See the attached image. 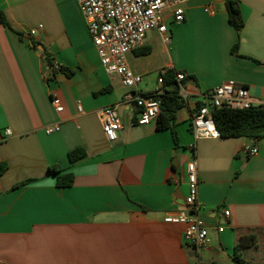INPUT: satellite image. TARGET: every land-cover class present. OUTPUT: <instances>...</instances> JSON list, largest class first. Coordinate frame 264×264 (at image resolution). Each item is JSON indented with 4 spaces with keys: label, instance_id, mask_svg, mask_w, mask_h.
I'll return each mask as SVG.
<instances>
[{
    "label": "crops",
    "instance_id": "0c3cea01",
    "mask_svg": "<svg viewBox=\"0 0 264 264\" xmlns=\"http://www.w3.org/2000/svg\"><path fill=\"white\" fill-rule=\"evenodd\" d=\"M236 1L244 22L239 34L225 0H188L184 21L169 20L167 46L148 32L140 48L149 53L139 56L138 48L126 56L142 78L138 90L151 92L169 69L185 74L184 87L199 102L226 80L262 96L264 0ZM207 6L213 16L203 12ZM0 12L11 26L0 24V264H238L232 256L240 233L256 238L242 258L264 264V139L194 140L190 111L179 107L171 123L175 146L170 129L136 125L135 92L100 66L74 0H0ZM46 56L72 74L46 81ZM108 106H116L122 123L114 142L102 131L100 111ZM53 125L59 130L46 134ZM253 146L257 155L241 154ZM75 149L86 156L70 163ZM191 160L198 215L211 239L197 252L184 244V226L163 222L165 214L187 209ZM50 166L71 174L72 185L58 187Z\"/></svg>",
    "mask_w": 264,
    "mask_h": 264
},
{
    "label": "built area",
    "instance_id": "2783aa9c",
    "mask_svg": "<svg viewBox=\"0 0 264 264\" xmlns=\"http://www.w3.org/2000/svg\"><path fill=\"white\" fill-rule=\"evenodd\" d=\"M188 0H74L85 19L88 32L95 48L100 66L108 76H116L122 87L135 92L134 102L139 109L136 125L146 126L155 122L160 102L158 96L163 92L162 71L156 81V87L148 93L138 90L142 78L135 74L126 63V56L130 52L143 46L146 34L156 31L167 45L171 43L168 24H180L184 21L185 6ZM203 12L213 16L215 11L211 7L203 8ZM168 19V20H167ZM170 20V21H169ZM169 21V22H168ZM38 26L28 32V36H34ZM59 69V65H54ZM174 79L177 82V97L180 107H187L190 111L189 122L194 140L200 138H219L213 118L214 109L248 110L257 108L264 112V94L260 97L253 96L248 87L238 84L233 80H226L213 87L205 100L199 102L187 92L183 81L184 73L174 71ZM51 104L57 113L62 111V106L57 97H51ZM77 111L81 112V106L77 104ZM102 131L109 142L116 140V133L122 128L121 120L117 114L116 106H108L100 111ZM59 130L58 125L45 128V133L50 134ZM6 134L10 135L9 130ZM241 154L252 157L258 154V148L244 147ZM187 195L184 203L186 210L167 213L163 217L165 224L184 226L182 240L184 244L200 251L211 245L209 228L199 217L198 211L201 205L198 200V179L196 163L191 160L186 164ZM224 217L228 211L223 212ZM218 232L223 227L216 228ZM203 264V263H197Z\"/></svg>",
    "mask_w": 264,
    "mask_h": 264
},
{
    "label": "trees",
    "instance_id": "16d2710c",
    "mask_svg": "<svg viewBox=\"0 0 264 264\" xmlns=\"http://www.w3.org/2000/svg\"><path fill=\"white\" fill-rule=\"evenodd\" d=\"M225 8L227 11L228 23L234 28L237 34L240 33L244 22L240 13L239 4L236 0H225ZM0 24L11 29L6 17L0 12ZM149 48H139L136 52L139 56H144L149 53ZM46 66L48 67L49 76L46 81H51L58 72L63 73L67 77L72 74L69 69L59 67L54 68L49 58L46 56ZM174 71L167 69L162 74L163 92L157 98L160 102L159 114L155 121L156 130L170 129L175 146H178V138L173 130L171 123L180 103L177 97V82L174 79ZM106 90H100L99 93H104ZM214 124L219 131L221 138H238L245 137L253 142L264 139V112L257 108L248 110H225L222 108L212 111ZM86 156L83 149H75L67 154L70 163L76 162ZM5 170V164H0V175ZM49 173L56 177V185L58 187H69L73 183V176L68 173H63L58 166H50ZM20 183L13 188L24 185ZM256 241L255 235L252 233H240L234 246L233 260L238 264H251L249 261L242 258V253L254 245Z\"/></svg>",
    "mask_w": 264,
    "mask_h": 264
},
{
    "label": "rangeland",
    "instance_id": "374dc122",
    "mask_svg": "<svg viewBox=\"0 0 264 264\" xmlns=\"http://www.w3.org/2000/svg\"><path fill=\"white\" fill-rule=\"evenodd\" d=\"M172 37V35H170ZM203 250V249H202Z\"/></svg>",
    "mask_w": 264,
    "mask_h": 264
}]
</instances>
